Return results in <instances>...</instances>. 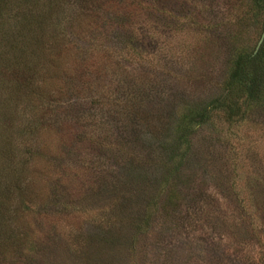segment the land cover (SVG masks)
<instances>
[{"label":"rangeland","instance_id":"1","mask_svg":"<svg viewBox=\"0 0 264 264\" xmlns=\"http://www.w3.org/2000/svg\"><path fill=\"white\" fill-rule=\"evenodd\" d=\"M11 1L15 7L5 18L13 24L12 13L21 14L24 27L0 38V145L9 146L20 168L14 186L0 195V210L6 227L28 241L14 248L0 239V264H264V123L199 128L193 142L200 167H183L173 199L167 187L152 202V227L135 236L131 214L149 200L117 180L128 179L129 156L104 154L101 143L123 140L122 130L99 124L106 99L88 93L100 88L113 98L133 75H143L155 82L144 94L152 110L168 112L188 94L205 98L218 78L208 34L233 25L214 18L223 2L81 0L99 7V18L84 16L70 27L76 0H65L71 18L56 8L38 28L28 26L32 11L22 14L27 5L36 9L34 0ZM116 12L123 17L109 25L107 15ZM128 35L140 43L132 55L115 37ZM139 52L142 58L135 57ZM89 79L100 87L86 90ZM85 95L88 106L79 98ZM146 132L140 125L124 139L138 158L147 155ZM143 188L158 195L161 185ZM24 205L31 209L22 215ZM10 235L16 239L18 232Z\"/></svg>","mask_w":264,"mask_h":264},{"label":"trees","instance_id":"2","mask_svg":"<svg viewBox=\"0 0 264 264\" xmlns=\"http://www.w3.org/2000/svg\"><path fill=\"white\" fill-rule=\"evenodd\" d=\"M221 1L223 2V6L220 9L224 14L222 12L220 14L217 13L214 18L218 17L224 21L228 20L233 25L231 28L222 31L216 26L214 27L213 24V30L215 32L211 34L213 32L211 30L208 34L207 38L211 42L212 53L217 60L213 63V66L218 63V78L215 81L212 80L213 82L210 87L214 91L206 94L205 98L197 101L190 98L192 94H188L184 99H181V102H176L168 112L164 108L163 110H152L151 108L153 107L151 105L149 107L148 105L150 101L147 96L148 93L146 96L144 94L146 88L155 82L153 79H149L150 77L146 78L143 75H133V78L131 76V81H128L120 91L118 90L119 92L117 94L115 93L112 96L113 98L111 96H104L100 88H95L98 93L100 89V94L95 91H88V93L90 92L89 98L106 99L99 106L101 118L98 122L103 128L105 124H108L118 133L121 128L122 132L120 135L125 139L131 135L133 129L136 131L140 125L148 127V132H146L148 140L143 144L145 147L143 150L147 152L146 156H149L147 158L145 154L141 158H138L139 154L135 155V157L130 152L131 148L129 149V146H126L127 142L124 139L119 141L118 138H115V141L101 143L104 154L108 152L107 154L115 156H129L123 162L125 165L128 164V168H124L127 173L126 178L128 177V179L125 182L121 179L117 180L123 186L132 185L133 191L143 201L149 200L145 204V207H142L143 210L139 208L135 213L131 214L134 219L130 223L135 231V236L145 234L152 227V220L156 213L152 202L153 200L158 201L159 195L163 197L167 187H171V189L169 188L170 194L167 198L169 200L171 198L173 199L176 194L174 187L176 183L174 180L185 175L183 167H200V163L196 162L200 156H196L198 151L195 149L193 142V138L199 131V128H215L214 130H216L217 127L222 126L219 123H224L227 126L238 124L263 126L264 38L256 51L255 48L264 32V0ZM34 2L36 3L35 10L31 9L33 7L29 8L27 5L25 7L26 10L22 13L25 14L28 11H32L28 13L26 18H31L28 21V26L35 25L38 28L42 27L46 24V19L57 14L56 8L60 9V17L64 16V20L71 18L70 12L66 9L65 0H34ZM13 3L11 0L2 2L0 0V38H4L6 32H9L10 37H12L24 27L23 16L21 14L12 13L15 18L13 24L5 18V14L9 11L12 12L14 9L15 6H13ZM21 4L22 2H19L16 5L18 11L20 10ZM89 6V2L85 4L81 0H76L75 8L77 13L70 27H72L73 21L82 19L84 16H90L92 19L99 18V7L91 6L89 8ZM200 9L203 8L201 7ZM209 11L213 12L211 5H209ZM117 13L107 15L109 25L110 22L118 24V20L123 17V14L119 15ZM180 19L188 22L186 16H181ZM90 30L92 33L96 31L95 28H90ZM254 30L258 31V39L252 45L250 35ZM119 31L117 32L118 35H120ZM126 34L130 33L124 32V35ZM115 37L123 45L121 46V48L123 47L122 51H127L129 48L130 55L134 54L137 47H139V41H133L134 39H132L134 35ZM207 38H204V42ZM143 50L145 48L141 51ZM119 51L121 52V49ZM137 56L142 58L141 52L137 53L135 57ZM160 57L161 54L158 53L157 58ZM128 59L129 57H124L123 61H130ZM157 62L155 66H157ZM97 71L100 72L99 69ZM153 76H155L154 71ZM94 78H98L97 73ZM137 78L141 82L136 84ZM141 79H149V81H143ZM95 84L100 87L95 79L94 81L89 79L85 81L84 87L86 90H89ZM79 98L84 99V103L88 106V102H85L87 95L80 96ZM104 118L105 120H103ZM151 140H156V142ZM7 142L8 144L11 143L9 140ZM12 152L9 146L3 147V145H0V185L2 183L4 184V187L2 189L0 188V195H3L2 193L6 188H10L12 185L14 186L16 182L15 176H17L16 172L18 173L20 168L15 165V156H13ZM119 166L121 167V165ZM158 183L161 185L158 195L155 191L151 192L153 193L151 194L146 188H143L148 185H159ZM4 200L3 197H0V205ZM30 209L26 205L22 206V215H24V210L30 212ZM0 216L2 218V220L0 219V228H2L0 230V239H4L5 243L8 240L11 244L12 242L16 243L17 246L14 248L28 241V239L19 238L20 230L16 231L12 227H6L5 222H8V219L2 214L1 210ZM142 216H145L144 222H142ZM12 232H18L16 239L10 237Z\"/></svg>","mask_w":264,"mask_h":264},{"label":"water","instance_id":"3","mask_svg":"<svg viewBox=\"0 0 264 264\" xmlns=\"http://www.w3.org/2000/svg\"><path fill=\"white\" fill-rule=\"evenodd\" d=\"M263 38H264V32L262 33V35H261V37H260V39H259V41H258V43H257V45H256L255 51L259 48V46H260V44H261Z\"/></svg>","mask_w":264,"mask_h":264}]
</instances>
